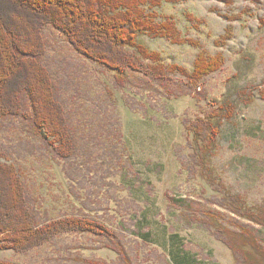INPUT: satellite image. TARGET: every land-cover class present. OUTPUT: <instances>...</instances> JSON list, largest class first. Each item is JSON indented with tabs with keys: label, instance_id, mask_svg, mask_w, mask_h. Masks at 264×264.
Instances as JSON below:
<instances>
[{
	"label": "rangeland",
	"instance_id": "1",
	"mask_svg": "<svg viewBox=\"0 0 264 264\" xmlns=\"http://www.w3.org/2000/svg\"><path fill=\"white\" fill-rule=\"evenodd\" d=\"M141 7L197 41L198 47L140 36L163 64L184 71L156 78L126 69L119 80L48 26L42 61L66 111L75 154L69 162L58 158L51 138L26 116L0 121V148L18 168L38 225L74 215L102 222L118 235L131 264H236L203 221L213 214L231 230L254 233L264 246V226L223 206L221 189L241 195L248 206H264V0H149ZM229 27L234 36L224 42ZM200 52L220 53L224 63L196 82ZM241 89L247 91L242 100ZM228 93L237 111L224 123L214 160L222 186H212L191 166L185 121L208 113ZM24 104L31 113V101ZM0 260L123 264L104 237L78 232L25 253L0 246Z\"/></svg>",
	"mask_w": 264,
	"mask_h": 264
},
{
	"label": "trees",
	"instance_id": "2",
	"mask_svg": "<svg viewBox=\"0 0 264 264\" xmlns=\"http://www.w3.org/2000/svg\"><path fill=\"white\" fill-rule=\"evenodd\" d=\"M162 4L163 0H153ZM149 0H0V121L26 116L35 128H41L56 145L57 156L71 161L75 143L69 130L65 109L57 100L55 83L44 66L47 53L44 28L51 26L64 33L72 46L113 72L117 79L123 70L151 72L162 78L167 73L184 69L166 66L161 54L140 41L141 34L167 37L177 45L199 46L177 30L173 20L158 22L157 15L146 14L141 6ZM234 36L227 29L224 42ZM143 60L152 64L146 66ZM222 54L208 57L200 52L195 62L193 79L198 82L219 71ZM241 89L237 99L246 95ZM228 93L222 102L203 116L186 120L191 166L212 186H222L214 160L218 154L219 136L226 121L234 118L237 103ZM33 110L26 111L24 100ZM2 124L0 122V131ZM222 205L244 219L264 226V206H248L247 201L222 186ZM25 185L15 164L0 148V245L25 253L62 233H92L104 237L108 248L116 251L123 264H131L118 235L104 223L78 215L61 217L37 224L27 197ZM203 223L217 240L232 251L236 264H264V246L257 236L245 230H231L213 214H204ZM0 264H14L0 260ZM95 264V263H94ZM104 264V263H102Z\"/></svg>",
	"mask_w": 264,
	"mask_h": 264
}]
</instances>
